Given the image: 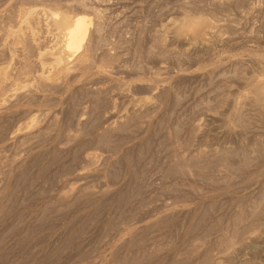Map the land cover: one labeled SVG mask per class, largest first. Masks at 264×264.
Here are the masks:
<instances>
[{
    "label": "rangeland",
    "instance_id": "1",
    "mask_svg": "<svg viewBox=\"0 0 264 264\" xmlns=\"http://www.w3.org/2000/svg\"><path fill=\"white\" fill-rule=\"evenodd\" d=\"M5 67L0 264H264V0H0Z\"/></svg>",
    "mask_w": 264,
    "mask_h": 264
},
{
    "label": "bare ground",
    "instance_id": "2",
    "mask_svg": "<svg viewBox=\"0 0 264 264\" xmlns=\"http://www.w3.org/2000/svg\"><path fill=\"white\" fill-rule=\"evenodd\" d=\"M27 12V11H26ZM96 15V14H95ZM26 19H24L26 24H30L31 22L35 21L38 24L41 23L40 20H44L47 25L52 24L54 29V32H57V43L56 45V53H50L47 52L45 55L50 56V61L54 65L55 71H65L68 72L71 70V67H69L71 64H73L74 61H84V59L87 57L88 54V48L86 47V41L89 36L90 27L92 25V20L89 18V14L83 13V14H68L67 12L63 13L60 10H53V9H31L26 13ZM40 21V22H39ZM206 21L203 19H189V24L192 25V27L196 28L197 26H202L201 24H206ZM34 23V22H32ZM37 25V24H36ZM208 26V25H207ZM184 27V26H183ZM36 28V27H35ZM186 28V27H185ZM199 28V27H198ZM197 28V29H198ZM34 29V28H33ZM182 30V28L180 27ZM184 29V28H183ZM196 29V30H197ZM200 29V28H199ZM203 29V28H201ZM205 29V27H204ZM33 31V30H32ZM180 31V30H179ZM181 32V31H180ZM197 32V31H196ZM35 33V31L33 32ZM36 35V34H34ZM10 36V35H9ZM13 38V37H12ZM249 48V47H248ZM11 50V49H10ZM59 52V53H57ZM255 55V54H254ZM256 57V56H255ZM262 61V60H261ZM76 66V65H75ZM77 67V66H76ZM74 67V68H76ZM6 67L0 69V89L2 86V79L5 78L7 75ZM263 74V73H262ZM2 77V78H1ZM43 77V75H42ZM47 76L44 77V79ZM51 77H48L47 79L50 80ZM262 78V77H261ZM46 79V80H47ZM53 80V79H52ZM256 84V83H255ZM255 86V85H254ZM256 90L260 94V96H264V79H259V81L256 84ZM2 91V89L0 90ZM4 91V90H3ZM264 101V100H263ZM34 120V119H33ZM32 120V121H33ZM238 121V120H237ZM31 122V121H30ZM33 123V122H31ZM230 125V124H229ZM20 131V130H18ZM221 135V134H220ZM215 158V157H214ZM90 159V157H89ZM93 160V159H92ZM211 162V161H210ZM212 167V166H211ZM226 167V166H225ZM244 173V172H243ZM256 176V175H255ZM212 179V178H211ZM217 182V181H216ZM257 194V193H256ZM257 201V200H256ZM244 203V202H243ZM260 203V202H259ZM264 203V202H263ZM252 204V203H251ZM255 206V205H254ZM261 206V205H260ZM263 206V205H262ZM252 208V207H251ZM255 208V207H254ZM261 208V207H260ZM240 209V208H239ZM244 210V209H243ZM256 211V210H255ZM263 212V211H262ZM261 212V213H262ZM248 214V213H247ZM252 214V213H251ZM243 215V214H242ZM257 217H259V213H257ZM262 217V215H260ZM251 218V217H250ZM259 219V218H258ZM262 219V218H261ZM252 220V219H251ZM250 220V221H251ZM233 221V220H232ZM238 221V220H237ZM256 221V219H255ZM234 223V222H233ZM258 223V221H257ZM231 224V223H230ZM243 226V225H242ZM258 227V226H257ZM230 228V227H229ZM239 228V227H238ZM243 228V227H242ZM259 228V227H258ZM248 229V228H247ZM257 229V228H255ZM239 230V229H237ZM232 231V230H231ZM246 232V231H245ZM251 233V232H248ZM248 235V234H246ZM244 236V235H243ZM254 236V235H253ZM233 238V237H232ZM240 238V237H239ZM261 239V238H260ZM220 240V239H219ZM253 240V239H252ZM237 241V240H236ZM243 241V240H242ZM241 242V241H240ZM223 246V245H222ZM243 246V245H242ZM219 247V245H218ZM259 247V246H258ZM261 250V249H260ZM191 252V251H190ZM255 253V252H254ZM248 256V255H247ZM263 256V255H262ZM264 262V261H263ZM213 263V262H212Z\"/></svg>",
    "mask_w": 264,
    "mask_h": 264
}]
</instances>
